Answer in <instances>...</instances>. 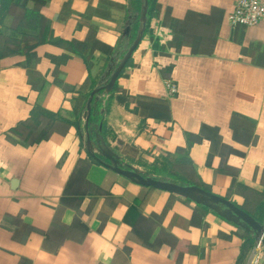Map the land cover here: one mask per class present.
<instances>
[{"label":"crops","instance_id":"obj_1","mask_svg":"<svg viewBox=\"0 0 264 264\" xmlns=\"http://www.w3.org/2000/svg\"><path fill=\"white\" fill-rule=\"evenodd\" d=\"M237 2L156 0L90 125L102 123L123 165L203 188L264 225V22L232 27ZM27 5L41 15L36 32L12 31L14 8L0 25V264H264L244 230L87 152L88 101L141 30L129 0Z\"/></svg>","mask_w":264,"mask_h":264},{"label":"water","instance_id":"obj_2","mask_svg":"<svg viewBox=\"0 0 264 264\" xmlns=\"http://www.w3.org/2000/svg\"><path fill=\"white\" fill-rule=\"evenodd\" d=\"M148 11L149 1L143 0V6L139 15L141 30L138 32L136 39L129 47L123 59L119 63L113 62L112 67L107 73L108 80L105 81L104 85L100 86L92 93L88 101L85 127V148L97 162L116 174L137 185L168 192L189 200L244 230L250 234L255 241L261 242L264 246V225L254 219L243 209L236 206L234 203L203 188L194 185H181L165 178L145 175L134 167L125 166L121 162L119 156L114 153V151L106 143V140L103 137L102 123H100L97 127L95 126L94 128L96 130L91 132L90 117L94 101H98V95L102 93L109 95L113 92L118 78L126 68L144 35V31L148 23ZM130 30L131 28H127L126 33L130 32Z\"/></svg>","mask_w":264,"mask_h":264},{"label":"trees","instance_id":"obj_3","mask_svg":"<svg viewBox=\"0 0 264 264\" xmlns=\"http://www.w3.org/2000/svg\"><path fill=\"white\" fill-rule=\"evenodd\" d=\"M1 7H0V25H3L5 22L6 17L10 14L11 8H14L15 12V19H16V27L12 29L15 34H23L27 35V31L36 32L38 29V25L41 21V15L37 10L27 8V4L30 1L35 0H0ZM149 1V11L148 17L151 16L153 13V9L155 7L156 0H148ZM37 2V0H36ZM130 3V25L136 29L139 25V14L142 9L143 0H129ZM17 8V11H15ZM22 12H21V11ZM95 104V102H94ZM95 107V106H94ZM92 109V114L90 117V123L95 122L99 119V110L98 107ZM245 252V251H244ZM245 258V254H242L240 261Z\"/></svg>","mask_w":264,"mask_h":264},{"label":"built area","instance_id":"obj_4","mask_svg":"<svg viewBox=\"0 0 264 264\" xmlns=\"http://www.w3.org/2000/svg\"><path fill=\"white\" fill-rule=\"evenodd\" d=\"M228 22L232 27H253L264 22V3L259 0H238L235 10L228 17ZM166 85L170 94L177 92L172 82H167Z\"/></svg>","mask_w":264,"mask_h":264},{"label":"rangeland","instance_id":"obj_5","mask_svg":"<svg viewBox=\"0 0 264 264\" xmlns=\"http://www.w3.org/2000/svg\"><path fill=\"white\" fill-rule=\"evenodd\" d=\"M14 23L16 22V20L13 21Z\"/></svg>","mask_w":264,"mask_h":264}]
</instances>
